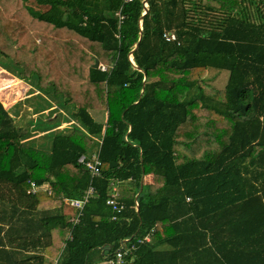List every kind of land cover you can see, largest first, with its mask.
I'll use <instances>...</instances> for the list:
<instances>
[{"label":"trees","instance_id":"obj_1","mask_svg":"<svg viewBox=\"0 0 264 264\" xmlns=\"http://www.w3.org/2000/svg\"><path fill=\"white\" fill-rule=\"evenodd\" d=\"M36 2L0 0V56L76 123L34 146L0 100V264H264V0Z\"/></svg>","mask_w":264,"mask_h":264},{"label":"rangeland","instance_id":"obj_2","mask_svg":"<svg viewBox=\"0 0 264 264\" xmlns=\"http://www.w3.org/2000/svg\"><path fill=\"white\" fill-rule=\"evenodd\" d=\"M26 3L38 10L47 8V6L39 5L36 0H26ZM0 63H5L4 66L7 67L0 64V100L10 109L18 124L30 127L31 137L25 141L34 146L49 149L54 132H68L76 123L71 115L70 107L60 103L59 97L55 99L34 90L31 82L19 80L18 67L8 59L0 56ZM207 75L217 87H224L229 77V71L220 70L218 72L216 68H210ZM92 113L98 121L105 120L106 113L104 111L94 110ZM37 120L41 121L38 122V129L34 130L32 125L37 124ZM2 193L10 198V191L5 190ZM0 207L3 205L0 204ZM32 249L42 250L41 248ZM94 255L95 253H92V259Z\"/></svg>","mask_w":264,"mask_h":264},{"label":"built area","instance_id":"obj_3","mask_svg":"<svg viewBox=\"0 0 264 264\" xmlns=\"http://www.w3.org/2000/svg\"><path fill=\"white\" fill-rule=\"evenodd\" d=\"M131 1H133V0H122V3L123 4L129 3ZM145 5L147 6V2L145 3ZM121 10H122V6L119 8V10L116 13L117 16L119 17V23H122L124 18H125L124 14H122ZM163 36L165 37V39L167 41H174L177 39L176 33L173 31L166 30L164 32ZM99 67L102 70H106L108 68L104 64H100ZM79 161L89 169L92 178L100 175L101 159L99 157V153H95L91 157H87L86 155H81V157L79 158ZM91 183L81 198L66 197L64 199L66 203H68L69 205L74 206V207L79 209L78 216L72 218V222L74 224H76L79 221V219L82 215V210H83L86 202L92 196H94L96 193V190ZM37 188H38L37 184L35 182H32V188L30 191L35 192L37 190ZM49 192H51L50 187H49ZM117 195H118V192H117V189H115L111 193L110 197L108 198L107 204L110 205L112 207V209L118 213V212L123 211V209L125 208L126 205L117 199ZM187 199L189 200L190 198L188 197ZM137 204L138 203L136 202V205ZM113 218L116 219L117 215H114ZM153 231H154V228H152L151 231L143 239L139 240L138 243L144 242V241L145 242L150 241L151 240V234ZM71 238H72V235L70 233L68 236V239H71ZM137 246H138L137 244L130 243L127 240L123 241L122 245L116 249L114 255H112V256L108 257L107 259L101 261V264H125L126 256L131 254L133 251H135L137 249Z\"/></svg>","mask_w":264,"mask_h":264},{"label":"crops","instance_id":"obj_4","mask_svg":"<svg viewBox=\"0 0 264 264\" xmlns=\"http://www.w3.org/2000/svg\"><path fill=\"white\" fill-rule=\"evenodd\" d=\"M4 69V68H3ZM19 80H21V78H19ZM23 80V79H22ZM25 82V81H24ZM33 89L34 90H36L35 88H34V86H33ZM36 91H38V90H36ZM39 92V91H38ZM40 93V92H39ZM46 95V94H45ZM4 104V103H3ZM144 181L147 183V182H150L151 181V175L149 174V175H146L145 177H144ZM99 264H101V262L99 263Z\"/></svg>","mask_w":264,"mask_h":264},{"label":"water","instance_id":"obj_5","mask_svg":"<svg viewBox=\"0 0 264 264\" xmlns=\"http://www.w3.org/2000/svg\"><path fill=\"white\" fill-rule=\"evenodd\" d=\"M147 2V0H144V5H145V3ZM145 7H147L146 5H145ZM145 13V12H144ZM99 65H100V60L97 58L96 60H95V62H94V64H93V67H99Z\"/></svg>","mask_w":264,"mask_h":264}]
</instances>
